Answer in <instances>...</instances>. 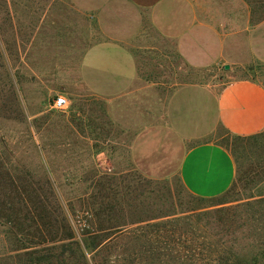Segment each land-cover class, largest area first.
<instances>
[{
  "label": "rangeland",
  "instance_id": "1",
  "mask_svg": "<svg viewBox=\"0 0 264 264\" xmlns=\"http://www.w3.org/2000/svg\"><path fill=\"white\" fill-rule=\"evenodd\" d=\"M245 1L252 19L264 15V0ZM147 34L149 48L133 45L136 85L118 97L103 96L81 76L84 50L102 38L91 15L71 0H0V251L9 249L2 216L12 214L18 225L11 232L23 247L10 264H32L28 253L38 247L40 234L56 233L54 219L66 224L60 233L70 226L76 234L85 228L106 237L87 262L74 264H144L130 262L131 254L181 250L175 230L204 222L217 229L235 206L257 197L264 129L257 142L244 144L215 125L208 107L232 80L253 78L264 86V64L194 68L171 41ZM57 95L68 101L64 110L50 107ZM208 141L226 148L233 161L235 153L236 187L220 197L225 203L197 210L212 202L186 190L179 165L190 146ZM7 172L16 189L7 185ZM35 194H42V202ZM199 211L206 213L203 222ZM165 214L170 215L132 223ZM133 233L151 237L132 242ZM154 259L147 264H174L169 255L161 257L166 262Z\"/></svg>",
  "mask_w": 264,
  "mask_h": 264
},
{
  "label": "crops",
  "instance_id": "2",
  "mask_svg": "<svg viewBox=\"0 0 264 264\" xmlns=\"http://www.w3.org/2000/svg\"><path fill=\"white\" fill-rule=\"evenodd\" d=\"M71 1L94 18L102 36L84 50L80 62L82 81L99 95L118 97L136 85L133 45L149 48L151 31L171 41L194 68L264 64V19H252L245 0ZM208 112L229 134H256L264 129V86L253 78L232 80L213 94ZM234 170L226 148L200 142L184 152L179 178L192 195L216 197L231 186Z\"/></svg>",
  "mask_w": 264,
  "mask_h": 264
},
{
  "label": "trees",
  "instance_id": "3",
  "mask_svg": "<svg viewBox=\"0 0 264 264\" xmlns=\"http://www.w3.org/2000/svg\"><path fill=\"white\" fill-rule=\"evenodd\" d=\"M261 19H264V15L256 18V20ZM262 136L263 131L248 136H235V138L237 141H242L244 144H247L252 140L257 142ZM234 158V162H237L235 153ZM0 166L2 167L3 165ZM6 174L8 176L6 180L7 185L10 183V185L16 189L17 187L13 184V177L9 174V172ZM1 182L3 183L4 180ZM46 187L48 188L46 189V192H49V194L52 195V189L50 186L47 185ZM235 187L236 180L234 179L228 190L219 196L200 197L193 195L195 199L200 202H205L206 200H211L212 202L210 205L201 206L196 209L202 210L203 208L225 203L226 201L220 197L224 196L227 192L229 193L235 189ZM258 189L259 193L256 198L251 196L250 198L253 199L247 200L235 206L232 214L228 212L226 218L218 220L217 229H210L207 227V223L204 222L200 224L199 227L197 225V228L192 227L186 232L175 230L173 241L177 240L181 244V247H183L181 250H169L170 252L165 253H154L151 249L143 251L140 250L139 252H133L131 254L130 262H142L147 264L149 261L155 260L154 258L166 262L161 259V257L169 255V259L174 262V264H180L177 260H180L185 264H264V170ZM35 196L38 198L39 202H42V194L39 195L41 199L38 194H35ZM18 202L20 201H17L16 203ZM214 212L222 211L218 210ZM205 214V211H199L196 216L197 218L202 217V220H198V222L204 221ZM12 215L2 216V218H4V225L8 228V231L6 232V239L9 249L7 251H0V264H10L13 259L19 255L17 251L23 248L20 247V245H17L20 240L19 235L11 232V228L18 225L17 217L14 216V214ZM168 215L170 214L148 217L147 219L139 218L135 219L132 223L146 220L151 221ZM183 219L185 223L189 221L190 217L186 216ZM173 220L179 221V219ZM50 224L56 233L49 235L48 238L40 234L37 241H34L38 247L32 249V251L28 253L32 256V264H50L55 262V260L58 262L54 264H74V259H77L81 263L87 262L86 256L94 252L101 245L103 240L106 239V237L103 238L101 234L95 231H88V229L85 228L82 229L79 234H76L70 226L67 232L63 231V233H60L61 228L66 226L62 220H50ZM42 225H45V222H43ZM122 225L123 224H120L119 226ZM123 232L124 231H121L118 234L121 236ZM166 236L168 237V235ZM141 237L149 238L151 236L134 233L129 236L130 241L132 242H134V239L137 240ZM52 250L54 251L53 253ZM172 252H176V255L172 256ZM118 258L125 259L120 255Z\"/></svg>",
  "mask_w": 264,
  "mask_h": 264
},
{
  "label": "built area",
  "instance_id": "4",
  "mask_svg": "<svg viewBox=\"0 0 264 264\" xmlns=\"http://www.w3.org/2000/svg\"><path fill=\"white\" fill-rule=\"evenodd\" d=\"M50 107L57 110H64L68 107V101L63 95H57L54 99H52Z\"/></svg>",
  "mask_w": 264,
  "mask_h": 264
},
{
  "label": "water",
  "instance_id": "5",
  "mask_svg": "<svg viewBox=\"0 0 264 264\" xmlns=\"http://www.w3.org/2000/svg\"><path fill=\"white\" fill-rule=\"evenodd\" d=\"M225 68H228V65H225Z\"/></svg>",
  "mask_w": 264,
  "mask_h": 264
}]
</instances>
